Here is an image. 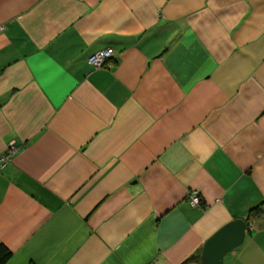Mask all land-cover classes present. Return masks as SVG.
I'll use <instances>...</instances> for the list:
<instances>
[{
    "label": "crops",
    "instance_id": "1",
    "mask_svg": "<svg viewBox=\"0 0 264 264\" xmlns=\"http://www.w3.org/2000/svg\"><path fill=\"white\" fill-rule=\"evenodd\" d=\"M11 142L6 264H184L264 202V0H0ZM262 208L223 264H264Z\"/></svg>",
    "mask_w": 264,
    "mask_h": 264
},
{
    "label": "water",
    "instance_id": "2",
    "mask_svg": "<svg viewBox=\"0 0 264 264\" xmlns=\"http://www.w3.org/2000/svg\"><path fill=\"white\" fill-rule=\"evenodd\" d=\"M248 230L246 218H236L219 228L203 245V264H223L227 253L243 244Z\"/></svg>",
    "mask_w": 264,
    "mask_h": 264
},
{
    "label": "built area",
    "instance_id": "3",
    "mask_svg": "<svg viewBox=\"0 0 264 264\" xmlns=\"http://www.w3.org/2000/svg\"><path fill=\"white\" fill-rule=\"evenodd\" d=\"M3 28V27H1ZM113 57V50L111 48H101L92 52L88 58V64L93 68H102L104 66H110L112 64L111 58ZM18 147L14 142H11L5 152L0 156V166H5L6 163L10 162ZM188 203L193 206H200L201 197L196 190H192L187 195ZM250 227V225H249Z\"/></svg>",
    "mask_w": 264,
    "mask_h": 264
},
{
    "label": "trees",
    "instance_id": "4",
    "mask_svg": "<svg viewBox=\"0 0 264 264\" xmlns=\"http://www.w3.org/2000/svg\"><path fill=\"white\" fill-rule=\"evenodd\" d=\"M112 58H111V62H112ZM104 67H106V66H104ZM263 203L258 204L252 210H250L251 212L246 218V220L248 222V228H249L250 220H252V218L262 214V212H263V208H262ZM200 205H201V203H200ZM11 254H12V252L5 245L1 244L0 245V264H6L7 261L10 259ZM200 255H201V251L199 250L195 255H193L191 258H189L184 264H190V263L203 264L201 262Z\"/></svg>",
    "mask_w": 264,
    "mask_h": 264
},
{
    "label": "rangeland",
    "instance_id": "5",
    "mask_svg": "<svg viewBox=\"0 0 264 264\" xmlns=\"http://www.w3.org/2000/svg\"><path fill=\"white\" fill-rule=\"evenodd\" d=\"M193 207V206H192ZM229 254V253H228Z\"/></svg>",
    "mask_w": 264,
    "mask_h": 264
}]
</instances>
